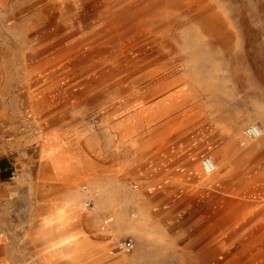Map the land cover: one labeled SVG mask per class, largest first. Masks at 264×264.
<instances>
[{"label": "rangeland", "instance_id": "374dc122", "mask_svg": "<svg viewBox=\"0 0 264 264\" xmlns=\"http://www.w3.org/2000/svg\"><path fill=\"white\" fill-rule=\"evenodd\" d=\"M1 145L81 167L50 255L78 245L34 259L20 189L0 264H264V0H0Z\"/></svg>", "mask_w": 264, "mask_h": 264}, {"label": "crops", "instance_id": "0c3cea01", "mask_svg": "<svg viewBox=\"0 0 264 264\" xmlns=\"http://www.w3.org/2000/svg\"><path fill=\"white\" fill-rule=\"evenodd\" d=\"M7 151L0 146V245L9 242L8 236L1 231L8 226L6 221L11 222L12 227L20 225L13 223L15 219H20L13 216L16 209L9 200L22 189L27 192L25 218L28 231L18 241L24 242L26 239L29 251L36 260L61 258L60 246H57L58 253L54 256L50 255L49 249L53 240L58 239L66 227V217L62 218L61 213L57 215V212L62 207V197L67 190V175L78 170L80 163L74 157L63 156L60 152L52 153L40 149L33 155V160L28 162L30 167L25 174L18 170L17 161L12 156L15 154L9 155Z\"/></svg>", "mask_w": 264, "mask_h": 264}, {"label": "bare ground", "instance_id": "6f19581e", "mask_svg": "<svg viewBox=\"0 0 264 264\" xmlns=\"http://www.w3.org/2000/svg\"><path fill=\"white\" fill-rule=\"evenodd\" d=\"M144 7V6H143ZM146 7V6H145ZM142 10H144V8L142 9ZM154 16L155 15H153V16H151L150 18H154ZM149 17V16H148ZM147 18V17H146ZM156 18V17H155ZM131 20V17L129 16V17H127L126 19H125V21H130ZM136 23H137V21H136ZM60 26V25H59ZM117 25L115 24L114 25V27H116ZM143 26V25H142ZM138 29H142V27L140 26H138ZM144 30H146V28L144 29ZM60 31V30H59ZM50 32V31H49ZM113 34V33H112ZM146 35H147V33H145ZM148 36V35H147ZM41 37V36H40ZM48 37V36H47ZM51 38V37H50ZM49 38V39H50ZM150 38V37H149ZM139 41V40H138ZM141 41V40H140ZM138 43V42H137ZM177 91V90H176ZM176 91H174V92H176ZM173 96V95H172ZM187 109V108H186ZM184 110V109H183ZM169 111H171V109L170 110H166V111H163V112H160V114H158L157 116H155V117H153L152 119H154V118H158V117H160V116H163L164 117V121L162 122V123H170V121L172 120V118L171 117H169L170 115H169V113H167V112H169ZM138 114V113H137ZM169 115V116H168ZM168 116V117H167ZM140 124H142V123H140ZM143 125H140V127H142ZM174 134H177V133H174ZM173 134V135H174ZM262 134H263V129H262V131H261V134L258 136V137H256V139H258V138H260L261 136H262ZM163 137H165V136H163ZM174 137V136H173ZM170 138H172V136H168V138L167 139H165V142H168V141H170ZM191 138V137H190ZM172 142V141H171ZM173 144V143H172ZM214 160H215V162H216V168L218 167V162H217V159L214 157ZM216 168H215V170L214 171H212V172H215L216 171ZM137 221V220H136ZM135 222V221H134ZM255 226V225H254ZM253 228V227H252ZM231 231V230H230ZM227 233V232H226ZM259 233V232H258ZM222 235H224V234H222ZM222 237V236H221ZM217 238V237H216ZM220 238V237H219ZM236 238V237H235ZM232 242H234V241H232ZM60 244V247L61 248H67V249H70L71 247H76L77 245H78V241H77V239H74V237H72V236H66V237H64V238H62L61 239V241L59 242ZM72 249V248H71ZM75 249V248H74ZM218 249V248H217ZM70 251H72V250H70ZM215 251V250H214ZM264 251V250H263ZM69 252H67V254H68ZM231 253V252H230ZM262 253V252H261ZM229 255V254H228ZM228 255H226V256H228ZM235 255H236V253H235ZM232 256V255H231ZM258 256V255H257ZM236 257V256H235ZM263 259H264V257H263ZM256 260V259H255ZM253 262V261H252ZM256 262H257V260H256ZM262 263V262H261ZM260 263V264H261ZM264 263V262H263ZM246 264V263H245Z\"/></svg>", "mask_w": 264, "mask_h": 264}, {"label": "built area", "instance_id": "2783aa9c", "mask_svg": "<svg viewBox=\"0 0 264 264\" xmlns=\"http://www.w3.org/2000/svg\"><path fill=\"white\" fill-rule=\"evenodd\" d=\"M262 128L259 124L257 123H250L246 126L245 128V133L249 136V137H253L256 138L261 134ZM202 166L204 168L205 171L207 172H212L215 170L216 168V162L214 160V158L211 155H205L202 158ZM122 246L125 249H130L132 246V242L131 240H127V241H122Z\"/></svg>", "mask_w": 264, "mask_h": 264}]
</instances>
